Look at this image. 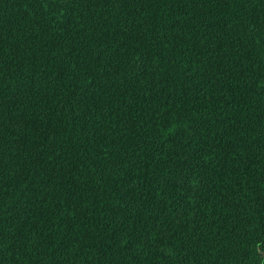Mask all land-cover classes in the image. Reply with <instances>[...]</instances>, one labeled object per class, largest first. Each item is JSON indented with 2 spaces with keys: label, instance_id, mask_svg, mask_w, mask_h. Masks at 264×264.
Returning a JSON list of instances; mask_svg holds the SVG:
<instances>
[{
  "label": "trees",
  "instance_id": "16d2710c",
  "mask_svg": "<svg viewBox=\"0 0 264 264\" xmlns=\"http://www.w3.org/2000/svg\"><path fill=\"white\" fill-rule=\"evenodd\" d=\"M0 264H264V0H0Z\"/></svg>",
  "mask_w": 264,
  "mask_h": 264
}]
</instances>
